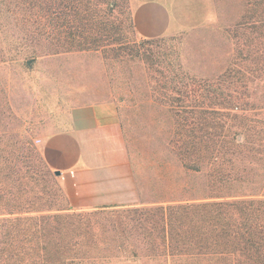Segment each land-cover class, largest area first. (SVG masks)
<instances>
[{
	"label": "rangeland",
	"instance_id": "obj_1",
	"mask_svg": "<svg viewBox=\"0 0 264 264\" xmlns=\"http://www.w3.org/2000/svg\"><path fill=\"white\" fill-rule=\"evenodd\" d=\"M197 5L192 24L142 38L130 0H97V43L81 51L30 56L0 31V252L17 255L0 264H264V7ZM102 102L120 121L139 204L89 212L72 206L41 143L74 106ZM181 134L186 169L168 145ZM203 193L219 197L157 201ZM219 200L236 212H200ZM248 204L261 210L242 213Z\"/></svg>",
	"mask_w": 264,
	"mask_h": 264
},
{
	"label": "crops",
	"instance_id": "obj_2",
	"mask_svg": "<svg viewBox=\"0 0 264 264\" xmlns=\"http://www.w3.org/2000/svg\"><path fill=\"white\" fill-rule=\"evenodd\" d=\"M197 3L198 0H130L133 28L142 38L161 37L179 24L177 20L189 25ZM41 152L46 165L60 172L64 192L74 208L139 204L124 133L110 103L74 106L68 115V126L46 136Z\"/></svg>",
	"mask_w": 264,
	"mask_h": 264
},
{
	"label": "trees",
	"instance_id": "obj_3",
	"mask_svg": "<svg viewBox=\"0 0 264 264\" xmlns=\"http://www.w3.org/2000/svg\"><path fill=\"white\" fill-rule=\"evenodd\" d=\"M97 0H0V31H7L14 34L16 38H20L24 41L26 47V54L35 56L47 53H59L68 51H81L87 46L97 43V34L100 32L98 28H94L93 23L89 21L92 12V4ZM246 6L249 7H264V0H246ZM132 23V19H131ZM101 25V23H100ZM44 42L51 44L52 48L48 47L43 50L42 46ZM45 45V44H44ZM0 52L2 49L0 47ZM0 56V61H4ZM183 104L176 105V113L180 111V107L185 106ZM169 109H173L174 105L168 103ZM178 115V114H177ZM176 125H180L181 128L186 127L184 120L182 122H175ZM187 139L181 134L179 139H175L173 136L168 140L169 149L172 147V153L180 163V167L186 169L190 168V152L186 146ZM200 155H196L197 166L193 170L197 173H203L198 168V162L200 161ZM213 176V174H208ZM202 190H211L204 187ZM167 197V196H166ZM219 197L209 193H203L202 195H172L163 200L157 201H187L193 199H207ZM201 203L207 201H200ZM235 202L229 200H219L213 204L217 205L216 208L202 209V213L216 212L221 217H231L236 212ZM116 208V207H114ZM109 208L104 209H92L89 212H102ZM112 209V208H111ZM240 209V208H239ZM242 209V208H241ZM260 211L261 208L253 207L251 204L246 205L240 210L242 213L250 214L256 211ZM264 212V209L263 211ZM222 231L225 233L231 232L233 225L225 224L221 226ZM229 235V233L227 234ZM3 259H13L17 257L14 251L0 252ZM40 264V263H36Z\"/></svg>",
	"mask_w": 264,
	"mask_h": 264
},
{
	"label": "water",
	"instance_id": "obj_4",
	"mask_svg": "<svg viewBox=\"0 0 264 264\" xmlns=\"http://www.w3.org/2000/svg\"><path fill=\"white\" fill-rule=\"evenodd\" d=\"M54 174H55V175H59L60 172L56 170V171H54Z\"/></svg>",
	"mask_w": 264,
	"mask_h": 264
}]
</instances>
